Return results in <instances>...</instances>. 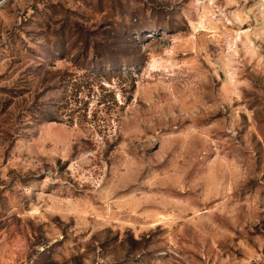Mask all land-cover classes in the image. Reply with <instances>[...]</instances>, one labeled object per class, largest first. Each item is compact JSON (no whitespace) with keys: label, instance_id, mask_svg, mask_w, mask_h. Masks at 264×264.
I'll list each match as a JSON object with an SVG mask.
<instances>
[{"label":"rangeland","instance_id":"374dc122","mask_svg":"<svg viewBox=\"0 0 264 264\" xmlns=\"http://www.w3.org/2000/svg\"><path fill=\"white\" fill-rule=\"evenodd\" d=\"M0 264H264V0H0Z\"/></svg>","mask_w":264,"mask_h":264}]
</instances>
